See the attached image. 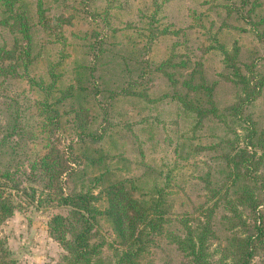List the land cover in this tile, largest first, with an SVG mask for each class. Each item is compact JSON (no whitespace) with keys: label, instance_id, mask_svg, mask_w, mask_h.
I'll list each match as a JSON object with an SVG mask.
<instances>
[{"label":"trees","instance_id":"16d2710c","mask_svg":"<svg viewBox=\"0 0 264 264\" xmlns=\"http://www.w3.org/2000/svg\"><path fill=\"white\" fill-rule=\"evenodd\" d=\"M0 28V224L20 191L65 210L56 264H264V0H0Z\"/></svg>","mask_w":264,"mask_h":264},{"label":"rangeland","instance_id":"374dc122","mask_svg":"<svg viewBox=\"0 0 264 264\" xmlns=\"http://www.w3.org/2000/svg\"><path fill=\"white\" fill-rule=\"evenodd\" d=\"M32 8L33 6L31 5ZM233 37L230 34L227 35L226 39L230 41ZM249 38V36L245 35L244 40L248 41ZM3 40L9 42L10 36L0 28V43ZM19 86L20 84L18 82H12L10 80L5 84L1 83L0 89H2V92L0 94L6 93L7 89H10L9 91H15L17 89L16 87ZM52 140L58 148H62L63 136L55 133L52 135ZM0 153V163L3 166L11 163L10 155L15 157V155L8 152V149L3 147ZM22 179V185L30 184L33 187L38 185L37 182L31 181L29 178H27L28 180L25 178ZM61 179L65 182L64 176ZM62 186L63 191H67L69 185L65 182ZM14 195L15 199L20 201V206L0 224V238L9 250L13 258V264H56L59 261L60 255L63 253V249L49 236L47 222L52 214L64 213L65 210L55 207L51 202H43L36 205L34 201L30 202L24 193L20 191L14 193ZM92 238L94 242L102 241V257H109L112 254L113 236L106 225L98 226ZM157 263H159L158 260L156 261Z\"/></svg>","mask_w":264,"mask_h":264}]
</instances>
